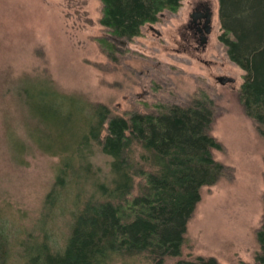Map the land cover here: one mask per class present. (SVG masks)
I'll return each instance as SVG.
<instances>
[{
    "label": "rangeland",
    "instance_id": "rangeland-1",
    "mask_svg": "<svg viewBox=\"0 0 264 264\" xmlns=\"http://www.w3.org/2000/svg\"><path fill=\"white\" fill-rule=\"evenodd\" d=\"M197 1L183 0L177 10L162 11L158 21L127 39L101 24V0H0V222L8 232L6 264H29L25 249L33 252L46 234L53 250L64 247L80 207L70 180L44 216L61 160L39 148L28 130L17 92L25 78L46 82L78 103H103L116 115L211 101L210 133L222 144L213 154L229 169L201 188L182 253L163 264L198 256L214 257L220 264H257L264 137L238 99L244 70L219 39V0H203L214 11L212 42L202 52L187 45L185 24ZM102 38L115 43L113 53ZM220 75L235 81L221 84ZM108 160L100 153L96 162L106 170ZM78 189L85 190V183ZM110 264L156 263L145 255H114Z\"/></svg>",
    "mask_w": 264,
    "mask_h": 264
},
{
    "label": "trees",
    "instance_id": "trees-1",
    "mask_svg": "<svg viewBox=\"0 0 264 264\" xmlns=\"http://www.w3.org/2000/svg\"><path fill=\"white\" fill-rule=\"evenodd\" d=\"M101 1V24L111 34L131 39L141 34L144 24L158 21L162 11L177 10L183 0ZM219 3V39L229 58L244 70L238 99L264 137V0ZM101 40L113 53L115 43ZM17 92L37 146L61 160L44 216L70 180L80 206L64 247L53 250L46 234L33 252L25 249L23 258L28 257L29 264H110L114 255H145L163 264L166 258L180 256L201 188L229 169L213 154L222 147L210 133L213 103L196 99L157 112L116 115L103 103H78L43 81L25 78ZM100 153L109 156L106 170L96 162ZM256 238V263L264 264V212ZM8 244L0 222V264H6ZM177 264L220 263L198 256Z\"/></svg>",
    "mask_w": 264,
    "mask_h": 264
},
{
    "label": "flooded vegetation",
    "instance_id": "flooded-vegetation-1",
    "mask_svg": "<svg viewBox=\"0 0 264 264\" xmlns=\"http://www.w3.org/2000/svg\"><path fill=\"white\" fill-rule=\"evenodd\" d=\"M213 17L214 11L209 3L200 0L194 4L185 24V39L190 49L202 52L212 42Z\"/></svg>",
    "mask_w": 264,
    "mask_h": 264
},
{
    "label": "water",
    "instance_id": "water-1",
    "mask_svg": "<svg viewBox=\"0 0 264 264\" xmlns=\"http://www.w3.org/2000/svg\"><path fill=\"white\" fill-rule=\"evenodd\" d=\"M217 80L221 83V84H227V83H231L235 81V78L232 76H227V75H220L217 76Z\"/></svg>",
    "mask_w": 264,
    "mask_h": 264
}]
</instances>
